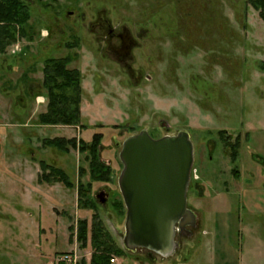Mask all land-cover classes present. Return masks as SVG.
I'll return each mask as SVG.
<instances>
[{"label": "rangeland", "instance_id": "obj_1", "mask_svg": "<svg viewBox=\"0 0 264 264\" xmlns=\"http://www.w3.org/2000/svg\"><path fill=\"white\" fill-rule=\"evenodd\" d=\"M23 1L34 38H19L0 53V264H49L54 251L74 247L77 220L91 221L93 213L78 208L79 180L90 182L99 216L122 245L125 209L122 214L113 204L122 200L118 153L122 141L143 128L154 138L185 129L194 152L187 206L200 226L180 239L175 254L157 256L158 264H224L236 257V264H264L246 254L239 260L246 243L264 242V214L251 213L242 201L246 192L264 191V22L258 11L244 0ZM99 19L133 39L129 63L146 79L129 76L108 48ZM65 55L71 56L68 67L82 74L81 123H40L47 104L43 60ZM95 132L103 134L98 154L111 168L109 181L91 180L79 148L63 152L42 144L54 137L89 142ZM237 138L232 163L225 140ZM40 160L62 168L74 187L39 181ZM213 197L226 198L218 200L223 210ZM249 223L253 240L248 234L245 240ZM76 251L89 261V245L77 244ZM146 254L138 249L113 264H149Z\"/></svg>", "mask_w": 264, "mask_h": 264}, {"label": "trees", "instance_id": "obj_2", "mask_svg": "<svg viewBox=\"0 0 264 264\" xmlns=\"http://www.w3.org/2000/svg\"><path fill=\"white\" fill-rule=\"evenodd\" d=\"M246 5L258 11L259 17L264 22V0H244ZM30 9L23 0H0V53L19 38L29 41L34 38L30 30ZM73 46L74 44H67ZM71 56L47 57L43 60L41 86L47 97L45 112L38 115L40 123L50 125H78L81 122V96H82V74L77 68L68 67ZM98 126H101L100 124ZM132 130L133 127H131ZM220 136L225 131L219 130ZM103 134L95 132L89 142L72 137H54L43 139V146L57 148L59 151L67 152L69 148L78 149L85 153L88 161L90 178L93 181L111 180V168L99 159V146ZM229 148L230 161L235 163L238 157L240 140L230 142L225 140ZM40 175L38 180L45 182H60L67 188H73V181L62 169L44 160L39 161ZM234 177H238V170L231 168ZM90 182L85 186L80 180L77 184L78 208H89L93 210L91 221L78 219L76 222V241L80 248L88 245L91 247L90 259H80L78 264H113L111 258L129 256L130 251L118 244L112 233L106 228L97 212V207L92 201ZM114 206L119 212L124 213V204L121 199H115Z\"/></svg>", "mask_w": 264, "mask_h": 264}, {"label": "water", "instance_id": "obj_3", "mask_svg": "<svg viewBox=\"0 0 264 264\" xmlns=\"http://www.w3.org/2000/svg\"><path fill=\"white\" fill-rule=\"evenodd\" d=\"M118 157L122 169L117 184L125 207L123 247L172 255L176 234L196 220L187 206L194 161L188 131L154 138L143 128L122 141ZM97 197L103 201L101 193Z\"/></svg>", "mask_w": 264, "mask_h": 264}, {"label": "crops", "instance_id": "obj_4", "mask_svg": "<svg viewBox=\"0 0 264 264\" xmlns=\"http://www.w3.org/2000/svg\"><path fill=\"white\" fill-rule=\"evenodd\" d=\"M249 135L250 134H247V136H248V138H249ZM251 139V135H250V138H249V140ZM261 141H264V140H261ZM259 160L261 161V163L264 165V157L262 158V157H259ZM263 171V174H264V169L262 170ZM249 192V191H248ZM243 194H245V193H243ZM218 197V196H217ZM217 197H213L212 198V201L213 202H216L217 204H219V209L220 210H223L224 208H220L221 207V204L218 202V200H222L221 202H223L225 199L222 197V198H220V199H217ZM247 201L246 202V204H247V207L249 208V211L251 212V213H254V214H256V213H258L259 215H261L262 216V214H264V191H257V192H251L250 191V194H247V192H246V195H245V197H243V199H242V201ZM215 206H217V205H215ZM219 209H217L216 207H215V210H217L218 212H219ZM255 222V221H254ZM254 222H252V223H254ZM216 224V227L217 228H221V226H222V224H223V222L222 223H219V222H216L215 223ZM254 226V224H251V223H249V224H245L244 226H243V228H245V235H246V238H245V240L248 238L249 240H251V238H252V240L254 239V237H252V236H250L249 235V232H252L253 230H252V227ZM247 234L251 237V238H249V237H247ZM217 233H216V235H215V239H216V237H217ZM242 236H244V234L242 235ZM71 243H73V242H71ZM210 243L211 244H213V242L212 241H210ZM215 244L216 243H214L213 245H214V247H213V249H217V250H220V248L217 246V247H215ZM188 246V245H187ZM185 246L186 248H190V246ZM76 247H77V242H75L74 241V247L72 248V249H70V250H67V251H65V252H71V251H73V250H76ZM184 247V248H185ZM60 252H62V251H60ZM54 253H59L58 251H54ZM132 253H135V251L134 252H132ZM235 254V253H234ZM247 255L248 257H249V259L252 261V262H255V263H258V261H259V263L261 262H263V261H261V258L262 259H264V242L260 239V238H256V239H254L253 241H251L250 242V244L247 246V243L244 245V247H242V249H241V253H240V257H239V260H241L242 259V257H243V255ZM216 255V256H215ZM54 256V255H53ZM218 257V255H217V252L215 251L214 252V256H213V258H212V262H214L215 260H216V262H217V258ZM235 258V257H234ZM119 259V258H118ZM117 259V260H118ZM236 259H238V257H236L235 259H232V260H230V261H228L229 260V258H228V260H225V263L224 264H227V263H230V264H236ZM149 260H150V262H149V264H158V262H157V259L156 260H153V259H151V258H149ZM220 260H222V258H220ZM242 261H243V259H242ZM155 262V263H154ZM51 263V260L49 261V264ZM169 264H171V263H169ZM176 264H182L181 263V259H180V261H178ZM214 264V263H213ZM243 264H244V262H243Z\"/></svg>", "mask_w": 264, "mask_h": 264}, {"label": "flooded vegetation", "instance_id": "obj_5", "mask_svg": "<svg viewBox=\"0 0 264 264\" xmlns=\"http://www.w3.org/2000/svg\"><path fill=\"white\" fill-rule=\"evenodd\" d=\"M98 23L101 26V28L105 29L106 34L109 37L108 48L110 50H112L113 54L116 56L115 58L122 63V65L124 66V69L127 71L129 76L138 82L141 81L142 78L146 79L147 78L146 74L142 75L139 71H134L133 67L129 63V58L131 55V49H132L133 44H135V43H134L133 39L131 37H129L128 33H126V32L122 33V32L115 31V29H113L105 19H99ZM112 40L116 41V43L113 44ZM189 208H191V207H189ZM192 210L194 211L195 216H196L195 225L194 226H187V230L184 231L183 234H180L179 232L176 234L175 239L177 242V246H176L173 254L176 253L178 248L182 247V242L180 240L182 237L187 238V237H189L190 234L193 237V235L196 234L198 231V228L200 226V220H199L198 214L195 212V210L194 209H192ZM186 245H189V243H186ZM146 255L148 258H151L153 260H156L157 256L159 258H162L161 256H159L157 254L149 253V251H147ZM172 255H170V256H172Z\"/></svg>", "mask_w": 264, "mask_h": 264}, {"label": "built area", "instance_id": "obj_6", "mask_svg": "<svg viewBox=\"0 0 264 264\" xmlns=\"http://www.w3.org/2000/svg\"><path fill=\"white\" fill-rule=\"evenodd\" d=\"M80 259L77 251L73 250L72 252H63L55 255L51 264H78ZM111 262H116V257L113 256Z\"/></svg>", "mask_w": 264, "mask_h": 264}]
</instances>
